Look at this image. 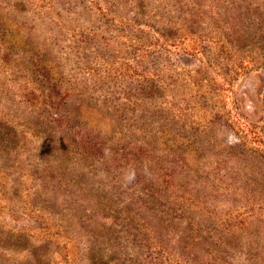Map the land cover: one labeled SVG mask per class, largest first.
<instances>
[{
  "label": "rangeland",
  "instance_id": "374dc122",
  "mask_svg": "<svg viewBox=\"0 0 264 264\" xmlns=\"http://www.w3.org/2000/svg\"><path fill=\"white\" fill-rule=\"evenodd\" d=\"M0 264H264V0H0Z\"/></svg>",
  "mask_w": 264,
  "mask_h": 264
},
{
  "label": "clouds",
  "instance_id": "9594fccd",
  "mask_svg": "<svg viewBox=\"0 0 264 264\" xmlns=\"http://www.w3.org/2000/svg\"><path fill=\"white\" fill-rule=\"evenodd\" d=\"M134 177H135V173L133 172L127 177V179L130 181V180L134 179Z\"/></svg>",
  "mask_w": 264,
  "mask_h": 264
}]
</instances>
